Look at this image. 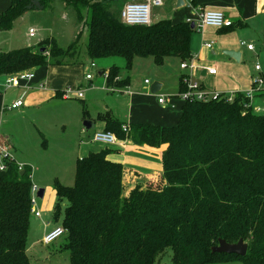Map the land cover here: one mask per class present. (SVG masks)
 <instances>
[{"label":"trees","instance_id":"1","mask_svg":"<svg viewBox=\"0 0 264 264\" xmlns=\"http://www.w3.org/2000/svg\"><path fill=\"white\" fill-rule=\"evenodd\" d=\"M62 1L82 25L76 40L66 48L51 40L38 50L26 46L1 51L0 76L112 56L124 58L127 70L136 57H152L159 66L168 57L192 58V36L197 31L192 21L165 18L151 25H127L117 0ZM52 2L12 0L0 14V32L13 29L29 10L47 8ZM190 2L198 7V0ZM235 25L220 29L232 30ZM85 30L88 41L81 52ZM120 74L119 66L109 68V87L130 84L128 77L117 80ZM184 86L182 75L181 90ZM181 111L173 125L134 124L128 133L110 111L99 116L105 130L118 139L164 147L163 184L144 185L140 173H128L122 163L109 159L114 152L109 147L78 158L74 184H54L58 198L54 218L59 220L64 210L60 225L66 230L64 248L70 264H162L169 249L172 264H264V113L255 111L243 92L232 100L221 96L183 102ZM4 161L0 264H31L32 174L12 155ZM241 238L248 244L245 256L213 251L220 239L237 243Z\"/></svg>","mask_w":264,"mask_h":264},{"label":"rangeland","instance_id":"2","mask_svg":"<svg viewBox=\"0 0 264 264\" xmlns=\"http://www.w3.org/2000/svg\"><path fill=\"white\" fill-rule=\"evenodd\" d=\"M131 1L140 0H117L116 2L119 5L118 9L122 10L124 5ZM152 11L153 20L155 18L176 19L173 4L169 0H164L162 6H153ZM252 23L254 26L252 27L251 33L257 37V34H261L264 29H259L258 19L252 21ZM81 26L72 8L67 7L62 0H53L47 8H34L29 10L16 20L14 28L10 31H2L0 35V50L5 48L6 50L4 51H8L26 46H32L33 49L38 50L40 49V45L48 46L51 40L55 41L57 45L66 48L76 40V37L81 32ZM32 27L36 28V34L30 37L29 29ZM205 28L199 32L195 31V34L202 33ZM240 38L249 41L246 37ZM87 41L88 35L85 30L79 42L81 52H84L86 49ZM244 51L247 59L248 55L246 54L248 50L246 47H244ZM209 57L210 59H216L220 55L210 54ZM91 62L87 60L86 64L52 66L49 67L50 69L48 67L41 68L44 72V69L47 68L49 70L57 69L68 71L69 78L72 81L69 99L63 100L61 98H55L48 100L44 97L46 99L44 101L45 103H37L35 106H31L23 115L17 116L16 114H12L11 119H6L9 126L4 122L6 129L1 132L2 134L12 132L13 134L10 135L23 140L20 148L23 151L24 158L28 160V164L33 168L31 171L32 182L39 189L43 188L45 190L44 196L38 198L36 202V209L41 211L42 216L38 218L34 213L31 214L28 236V255L31 264H70L69 250L64 248L67 241L66 234L50 244L43 243L42 237L49 227L52 228L55 225H60L64 217V210L62 209L60 219L56 220L54 218V208L58 200L54 190L55 182L59 181L65 185L74 184L76 155L79 153L82 138L86 137L80 134L83 124V100L88 101L89 97L95 96L96 101L102 102L107 95L105 85L103 86V90H92L95 89L92 88V85L100 86V82L104 79L103 76L99 75V70L108 68L110 65H114V63L124 66V68H121V74L117 80H121L120 77L123 75H129L132 79L131 88L133 91L138 92H142L145 85L150 87V84L144 83L146 78L152 82L156 80L163 81L165 92H176L178 90L180 76L183 72L181 68L182 61L177 57H168L165 63L160 66L154 63L152 57H136L131 70L125 69L124 58L118 56L102 58L96 62L97 67H92ZM247 62L253 63V60L249 58ZM260 63H264V59ZM189 71L190 69L186 70V72ZM88 72L94 75V82L92 84L91 82L88 83L85 78ZM210 83V81H206V85L204 84L205 87L208 90L218 91ZM13 87H8L7 92L11 93ZM80 91L84 93L83 99L78 96ZM236 94L229 96L222 93L221 96L234 98ZM244 94L246 95V93ZM109 95L116 96L121 94L109 93ZM139 99L142 102H133V104H142L143 101L147 100V97L142 95ZM119 107L123 111H129V99L127 102L121 103ZM91 112L94 115L92 110ZM98 130L99 127H96V131ZM91 131H94V129ZM11 139L14 142L13 138ZM84 140L88 141V138L86 137ZM90 141L88 142L90 143ZM0 144H2L0 146L1 159V154L4 155L6 152L10 153V149L4 142L0 141ZM19 165L23 167V165ZM172 255L173 251L169 249L167 254L164 255L165 258H161L160 263L172 264ZM231 264L242 263L236 262Z\"/></svg>","mask_w":264,"mask_h":264},{"label":"crops","instance_id":"3","mask_svg":"<svg viewBox=\"0 0 264 264\" xmlns=\"http://www.w3.org/2000/svg\"><path fill=\"white\" fill-rule=\"evenodd\" d=\"M11 1L12 0H0V14L9 7ZM169 1L173 4L174 12L176 13V19H172L175 22L192 19L193 15L195 18L196 10L198 8L207 10L219 9L226 12V14L231 17L233 22L236 23L232 30L207 26L202 33L193 34L191 47L192 56L194 57L198 68H196L191 75H193V77L196 80H199L203 85L206 81H210V85H212L215 89L229 96H234V94L239 92H248L253 87V77L260 74L255 69V63L263 60L261 46L262 34H264V31H262L261 34L258 33L256 37L252 35L251 30L255 24V22H253V24L252 21H255L256 19L259 20V29H264V0H198L197 8H194L191 5L190 0H184V3L181 6L177 5L178 0ZM158 20L160 19L155 18L153 22ZM197 32L199 31L197 30ZM1 34L2 31L0 32V35ZM240 37H246L249 41ZM242 40L247 42H256L257 48L255 51H251L246 48L248 50V53L246 54L248 55L247 59L244 51L245 46H241L240 44ZM211 41L214 44L213 48L209 49L205 47L204 44ZM40 47L42 46L40 45ZM4 50L6 49H1L0 52ZM225 50L241 51L240 60H236L227 55ZM210 54H219L220 57L210 59ZM249 58L253 60V63L247 62ZM99 60L101 59L95 60V63ZM114 65L124 68V66H120L115 63ZM262 65L264 68V63H262ZM111 66L113 65L99 70V75L104 77L103 81L100 82L101 85H92V88H95L92 89L93 91L103 90V86L105 85V90L107 91L105 99L100 102L96 101L97 99H95V96H92L88 98V101L83 100V124L80 134L86 136L88 141H91L89 143L84 140L86 137L82 138L79 153L76 155L77 159L87 155L91 151H99L109 147L114 151L109 155V159L122 163L128 173L134 171L140 173L142 177L141 182H143L144 185L147 186L151 183L162 185V152L164 147L154 148L148 145L136 144L129 137L126 139H117V143L115 144H103L95 141L93 136L94 133L97 132L96 127H99L98 131L105 130V121L99 116L107 111H110L115 118L123 122V125H128L130 128L132 125L140 123H154L163 126L175 124L182 112V102L178 101L177 109H171L170 107L162 105L158 102V95L178 94L181 91V76L187 75L189 72L183 70L179 79L178 90L176 92H165L164 83L161 80H156L161 84L160 90L156 93L151 92V85L153 83L151 80L150 87L144 84V90L142 92H138L135 90L133 91L131 88L132 79L129 75H123L120 77L121 80L127 77L130 78V84L128 86L124 88L109 87L107 84V71ZM46 67L49 68L52 66H42L33 69L32 71L35 74L34 78L31 81L21 82L20 85L14 86L11 93L7 92L8 87L0 85V141L4 142V144L10 149V154L13 156L15 161L18 164L23 165V167L29 168L30 171H32L33 168L28 164V160L24 158L23 151L20 148V144L23 140L10 135L13 134L12 132H8L6 134H2L1 132L6 129L4 122H6L7 126H9L6 119H11L12 114H16L17 116L23 115L31 106H35L37 103L43 104L46 99H69L66 98L65 95V90L68 87L71 88L72 82L69 78L70 75L68 71L57 69L49 70L50 68H47L48 70L44 69L45 72L41 70V68ZM95 67H97V65ZM211 67L216 68L217 73H209L207 69ZM104 70H106L105 74H103ZM93 79L94 76L92 79L86 80L88 83L91 82L92 84L94 82ZM109 93H118L121 95L111 96ZM142 95L146 96L147 100L143 101L142 104H133V102H142L139 99ZM44 97L46 99H44ZM19 98L25 100L24 105L19 109L10 108L11 103ZM83 98L84 96L81 99ZM128 99L130 105L129 111L121 110L119 107L120 104L127 102ZM250 102L255 111L260 109L258 112L264 113V87L254 92ZM91 110L94 112V115H92ZM85 122H88L91 126H86ZM92 129H94V131H91ZM11 138H13L14 142ZM130 175L131 174L127 176V185L129 189L133 185L130 181L132 178Z\"/></svg>","mask_w":264,"mask_h":264},{"label":"built area","instance_id":"4","mask_svg":"<svg viewBox=\"0 0 264 264\" xmlns=\"http://www.w3.org/2000/svg\"><path fill=\"white\" fill-rule=\"evenodd\" d=\"M164 4L163 0H142V1H131L124 5L121 11V20L123 23L127 25H151L153 22L152 19V10L153 6H162ZM189 21L195 22V26L198 31H202L204 27L211 26L215 28H224L231 26L234 22L230 16L226 14V12L219 9H203L198 8L196 10V17ZM36 34V28L32 27L29 29V36L33 37ZM241 46H245L248 50L255 51L257 46L256 42H247L242 40L240 42ZM205 47L212 49L213 42H206ZM261 53L264 59V34L262 35V46ZM91 66L95 67L96 63L91 62ZM181 68L183 70L190 69L187 75H183V84L184 89L181 90L178 94H159L158 102L162 105H166L171 109L178 108L179 102H205L213 99H218L221 97V92L208 90L205 86L199 81L196 80L192 74V72L198 68L196 63L194 62V57L191 59L182 61ZM255 69L260 73L259 75L253 77V87L246 92V96L249 99L252 98L255 91H258L260 88L264 87V68L263 65L257 61L255 63ZM209 73L215 74L217 73L216 68L211 67L207 69ZM35 74L31 70H26L22 72H18L13 75L5 74L0 76V85L4 87L10 86H18L21 82L31 81L34 78ZM93 73L88 72L86 74V79L90 80L93 78ZM119 79V77H117ZM146 84H151L149 79L145 80ZM71 88L68 87L65 90L66 98H69V93ZM79 98L84 96L83 92L80 91L78 93ZM229 100H232L233 97H229ZM24 105V100L22 98L14 100L10 108L19 109ZM260 111V109H258ZM257 111V112H258ZM262 111V110H261ZM264 111V110H263ZM123 130L128 133L130 131V127L128 125H123ZM93 139L97 142L103 144H115L117 143V136L112 131L100 130L94 133ZM11 155L9 152H6L4 155L1 154L0 159V170H5L7 168V164L4 161L5 158H9ZM22 168V166H20ZM39 188L33 184L32 185V213H34L38 218L42 216L40 210L36 209V202L39 198L37 193ZM50 228V227H49ZM47 229L42 237V242L45 244H50L60 238L62 235L66 233L65 228L62 225H55L50 229Z\"/></svg>","mask_w":264,"mask_h":264},{"label":"water","instance_id":"5","mask_svg":"<svg viewBox=\"0 0 264 264\" xmlns=\"http://www.w3.org/2000/svg\"><path fill=\"white\" fill-rule=\"evenodd\" d=\"M184 3V0H178L177 5L181 6ZM191 27L195 28V22L191 23ZM44 48H42V51ZM225 53L236 60H240L241 51L238 50H225ZM161 84L158 81H155L151 85V92L156 93L160 90ZM85 125L90 127L91 124L85 122ZM93 125V124H92ZM24 173V170L22 171ZM45 190L43 188L39 189L37 195L42 198L44 196ZM213 251L227 253V254H238L241 256H245L248 251V244L241 238L237 243H229L225 239H220L219 244L213 247Z\"/></svg>","mask_w":264,"mask_h":264}]
</instances>
